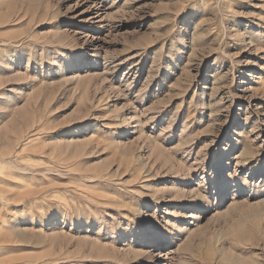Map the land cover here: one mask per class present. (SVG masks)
Instances as JSON below:
<instances>
[{"label":"rangeland","instance_id":"obj_1","mask_svg":"<svg viewBox=\"0 0 264 264\" xmlns=\"http://www.w3.org/2000/svg\"><path fill=\"white\" fill-rule=\"evenodd\" d=\"M0 264H264V0H0Z\"/></svg>","mask_w":264,"mask_h":264},{"label":"bare ground","instance_id":"obj_2","mask_svg":"<svg viewBox=\"0 0 264 264\" xmlns=\"http://www.w3.org/2000/svg\"><path fill=\"white\" fill-rule=\"evenodd\" d=\"M156 245V242H150V246L149 247H154Z\"/></svg>","mask_w":264,"mask_h":264}]
</instances>
